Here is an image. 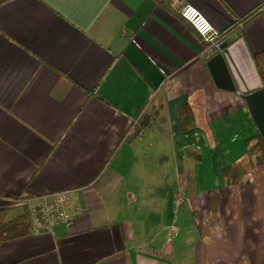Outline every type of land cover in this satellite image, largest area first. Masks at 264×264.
<instances>
[{"label": "crops", "instance_id": "1", "mask_svg": "<svg viewBox=\"0 0 264 264\" xmlns=\"http://www.w3.org/2000/svg\"><path fill=\"white\" fill-rule=\"evenodd\" d=\"M185 5L252 61L264 51V0L0 3V210L62 191L77 210L1 241L0 264H264V164L223 179L259 133L239 90L215 86Z\"/></svg>", "mask_w": 264, "mask_h": 264}, {"label": "water", "instance_id": "2", "mask_svg": "<svg viewBox=\"0 0 264 264\" xmlns=\"http://www.w3.org/2000/svg\"><path fill=\"white\" fill-rule=\"evenodd\" d=\"M206 65L218 89L239 90L264 141V85L240 33L223 41Z\"/></svg>", "mask_w": 264, "mask_h": 264}, {"label": "trees", "instance_id": "3", "mask_svg": "<svg viewBox=\"0 0 264 264\" xmlns=\"http://www.w3.org/2000/svg\"><path fill=\"white\" fill-rule=\"evenodd\" d=\"M5 1L6 0H0V3ZM253 62L264 83V51L254 55ZM185 110L188 111V108L181 109L180 111V125L182 131L194 127L192 117H190L189 114L184 115ZM245 147V156L233 165L223 169V179L226 185L239 183L251 169L255 166L264 164V141L259 134L247 140L245 142ZM17 208H21V213L12 218H9L10 208L0 210V242L20 238L32 232L26 208L23 206H18ZM217 209L218 194L213 191L207 192V212L210 219L209 221L213 226L218 223Z\"/></svg>", "mask_w": 264, "mask_h": 264}, {"label": "built area", "instance_id": "4", "mask_svg": "<svg viewBox=\"0 0 264 264\" xmlns=\"http://www.w3.org/2000/svg\"><path fill=\"white\" fill-rule=\"evenodd\" d=\"M179 14L182 20L196 31L212 51L219 50V46L225 38L196 8L185 5ZM142 132V129L136 130L135 126H132L126 137L140 135ZM71 200V192L62 191L48 196L19 200L18 204L26 208L32 231L51 232L56 225L69 227L73 224L77 210L70 206Z\"/></svg>", "mask_w": 264, "mask_h": 264}]
</instances>
